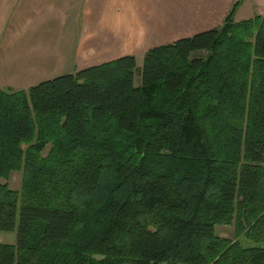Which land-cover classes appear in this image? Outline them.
<instances>
[{
    "label": "trees",
    "instance_id": "trees-1",
    "mask_svg": "<svg viewBox=\"0 0 264 264\" xmlns=\"http://www.w3.org/2000/svg\"><path fill=\"white\" fill-rule=\"evenodd\" d=\"M239 3L141 67L0 90V264H264V13Z\"/></svg>",
    "mask_w": 264,
    "mask_h": 264
},
{
    "label": "crops",
    "instance_id": "crops-1",
    "mask_svg": "<svg viewBox=\"0 0 264 264\" xmlns=\"http://www.w3.org/2000/svg\"><path fill=\"white\" fill-rule=\"evenodd\" d=\"M264 13V0H0V90H27ZM141 65V64H140Z\"/></svg>",
    "mask_w": 264,
    "mask_h": 264
},
{
    "label": "rangeland",
    "instance_id": "rangeland-1",
    "mask_svg": "<svg viewBox=\"0 0 264 264\" xmlns=\"http://www.w3.org/2000/svg\"><path fill=\"white\" fill-rule=\"evenodd\" d=\"M205 56V54H202L201 52H195L192 54V58H197V57H203ZM141 61H138L137 66L141 67ZM135 84H138V79L136 78L135 80ZM47 149L43 152V155H46L47 153ZM1 183H6L9 188L13 189V190H19L20 188V184H21V174L20 173H12L9 177V179L5 182V181H1ZM216 235L219 236L220 238H224V239H229V240H233L234 237V233H233V228L232 227H225V226H218L216 227V231H215ZM16 241V236L14 232H8V233H3L0 232V244H7V245H14ZM243 245L245 246H261L264 247V244H254V243H244L242 242Z\"/></svg>",
    "mask_w": 264,
    "mask_h": 264
}]
</instances>
